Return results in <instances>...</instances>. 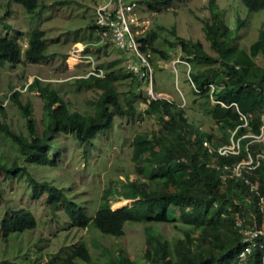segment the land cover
Masks as SVG:
<instances>
[{"label": "trees", "instance_id": "16d2710c", "mask_svg": "<svg viewBox=\"0 0 264 264\" xmlns=\"http://www.w3.org/2000/svg\"><path fill=\"white\" fill-rule=\"evenodd\" d=\"M9 1L22 5L32 16L39 12L41 6L40 0ZM137 1L153 13L182 0ZM238 2L246 9L247 15L242 17L238 12L234 26L223 19L221 1L209 2L212 14L205 18L203 30L210 51L202 40L177 38L182 58L191 65L189 75L199 96V101L194 99L196 107L193 104L190 107L199 108L203 113L201 117H191L185 105L176 101L150 98L141 88L144 79L139 76L129 71L111 70L104 76L89 75L74 79L78 86L101 90L93 102L95 110L85 112L72 107L73 100L66 89L60 90L52 82L35 78L28 88L36 90L44 101L43 131L40 133L31 103H24L19 98V91L13 92L11 99L27 119L28 131H17L10 123L0 122V131L16 147L15 157L0 153V198L5 197L4 178L24 180L33 199L45 198L52 211L62 207L72 226L86 228L93 220L102 235L122 239L127 222L151 223L150 227H146L151 244L146 254L151 264H240L238 256L244 243L235 217L239 215L251 224L264 226V209L260 204L261 197L264 198V161L255 170L245 169L243 177L225 175L226 171L218 166L243 158L247 145L254 155L264 152V142L253 137L243 138L242 154L230 156L210 152L203 143L204 139L210 140L213 146L230 141L233 131L241 123L239 99H250L254 107L240 109L249 114V123L246 127H239L236 136L248 132L258 134L264 123V30H260L259 37L248 46L250 56L259 60V69H253L252 61L242 52L241 43V30L250 29L252 14L264 11V0ZM5 26L6 29L11 27L9 24ZM22 36L21 31H17L15 36L8 33L0 35V65L22 62V55L32 63L53 57L54 53L48 52L43 29L37 27L30 32L24 51ZM157 38L155 29L147 28L139 34L142 51L170 58L168 51L154 46ZM149 58L152 62L151 55ZM128 79L136 82L137 88L122 91L119 83ZM210 83L217 85L213 94L208 86ZM221 83H224L223 87H220ZM212 97L226 104L236 102L239 109L236 105L226 107ZM142 100L147 103L144 112L156 114L160 124L153 132L137 133L132 142V159L148 180L127 177L118 192L125 198L134 199L133 204L113 209L110 191L106 190L97 211L90 215L67 198L65 188L55 180L54 174L46 173L57 166L59 156L57 153L54 158L50 157V151L54 149L53 136L70 132L81 142L93 143L100 131L112 127L117 116L136 114ZM205 119L215 123L219 132L214 125H210L209 130L205 129ZM255 182H258V187L252 188ZM179 220L189 225L188 228L183 227V237L171 240L155 233L159 224ZM37 224L38 219L30 208L12 207L0 220L1 236L9 242L12 237L36 228ZM176 226L179 228L180 225ZM256 240L258 245L250 256L249 264H264V245H259L264 237L259 236ZM121 243L120 240L115 243L102 240L93 254L85 242H80L71 247L59 264H80L79 261L88 264H144L132 259Z\"/></svg>", "mask_w": 264, "mask_h": 264}, {"label": "rangeland", "instance_id": "374dc122", "mask_svg": "<svg viewBox=\"0 0 264 264\" xmlns=\"http://www.w3.org/2000/svg\"><path fill=\"white\" fill-rule=\"evenodd\" d=\"M100 1L102 2V0H40L39 12L32 16L22 5L9 0H0V35L8 33L15 36L17 31H21L24 51L28 45L30 32L38 27L45 31L48 52L54 53L51 59L40 63L29 62L22 55V62L0 65V122L6 121L15 130L27 133V119L18 104L11 99L12 93L19 91V98L24 103H31L38 130L40 133L43 131L44 101L36 90L28 88L35 78L43 82H52L60 90L66 89L68 96L73 100L72 107L77 110L82 112L95 110L93 102L101 90L78 86L74 79L86 75L91 69L92 61L96 66L103 68L105 73L111 70L127 71L121 51L110 41H101L98 29L93 27L96 18L95 8L101 3ZM210 1L182 0L153 13L142 4L138 7L140 16L151 18L149 29L158 32L154 46L168 51L171 55L170 58L164 59L158 53L149 52L154 71V87H156L153 91L154 97L164 96L166 99L185 105L187 114L191 117H201L203 113L199 108L190 107L192 104L196 107L197 103L194 99L199 101V96L189 79L188 71L191 65L189 67L188 63L182 61L177 64L176 62L179 61H175L184 60L177 38L182 36L202 40L206 49L210 51L203 30L205 18L212 14L208 8ZM219 1L222 2L223 19L232 26L237 22L238 12L242 17L247 15L246 9L238 0ZM239 6L241 8H237ZM251 17L252 32L250 29L241 30V43L242 52L252 61L253 69L256 70L259 69V60L250 56L248 46L259 37V31L264 30V11L254 13ZM5 24H9L11 30L6 29ZM85 42L98 45L86 46L79 52L81 56L74 54V48ZM72 55L76 56L74 62L71 60ZM149 86L148 81H143L141 88L149 94ZM119 87L124 91L137 88V84L132 79H128L119 83ZM149 96L154 98L150 94ZM238 103L242 110H250L254 107V103L248 98L239 99ZM139 106L140 110L132 116H117L112 127L100 131L93 143L81 142L70 132L57 133L53 136L54 149L50 151V157L54 158L57 153L59 156L57 166L46 173L54 174L55 180L65 188L67 198L90 215L97 211L101 196L106 190L110 191L113 209L133 204L134 199L125 198L118 192L127 177L148 180V177L136 168L132 159V142L137 133L153 132L160 124L156 114L149 115L144 112L146 101H139ZM205 123V129L209 130V126L214 125L219 132L215 123L208 120ZM1 152L8 157L16 156L15 145L0 131ZM3 180L5 197L0 198V220L9 208L27 207L34 212L38 224L36 228L12 237L9 242L2 238L0 231V264L7 262L59 264L69 254L73 245L85 242L91 253L95 254L96 245L99 246L102 240L108 243L120 240L132 259L151 264L146 254L147 247L150 248L151 245L148 242L146 227H150L151 223L127 222L122 239L110 235L104 236L95 228L93 220L86 228L72 226L62 207L52 211L45 198L33 199L29 186L24 180L6 178ZM177 224L180 225L179 228ZM159 225L155 233L163 234L171 240L183 237V227H189L180 220ZM151 251L154 252L155 249ZM79 263L88 264L82 261Z\"/></svg>", "mask_w": 264, "mask_h": 264}, {"label": "built area", "instance_id": "2783aa9c", "mask_svg": "<svg viewBox=\"0 0 264 264\" xmlns=\"http://www.w3.org/2000/svg\"><path fill=\"white\" fill-rule=\"evenodd\" d=\"M139 5L140 4L137 0H102V2L97 4L95 8L96 18L94 21V28L98 29L102 39L101 41H110L118 48L119 51H121L127 71L139 76L141 79H144V82L148 81L150 83V86L148 87V93L154 97V71L149 58L150 53H145L142 51L141 42L138 39V35L145 32V30L149 28L151 24V18L148 16H140L138 12ZM89 45L93 46L98 44L93 42L82 43L74 48V54L81 56L79 52ZM175 61H179L176 62L177 64L182 61L188 63L186 60L181 59H177ZM188 65L190 67V63H188ZM89 75L104 76L105 71L103 68L96 66L95 62L92 61L91 69H89L86 75L82 76L88 77ZM189 79L192 82L193 87H195L190 75ZM223 84L224 83H221L220 87H223ZM208 86L210 87L211 94H213L217 85L210 83ZM212 99L226 107H231L232 105H236L238 107L236 102L226 104L221 100L215 99L214 97H212ZM239 112L241 123H239L236 129L233 131L229 142L213 146L210 140H203L204 145L208 146L210 152H217L223 156H230L232 154L240 155L243 152V138L245 139L246 137H253L254 140L264 142V123H262L260 132L258 134L248 132L240 136H236L237 129L241 126L246 127L249 123V114L244 113L240 109ZM262 118H264V115H262ZM263 161L264 152H258L256 155H254L249 150L247 145L243 158L237 160L235 163L224 162L222 166L218 167L226 171L225 175L243 177V172L245 169L255 170L261 166ZM246 181L248 182L247 178ZM251 187L257 188L258 182L252 184ZM260 204L261 208L264 209L263 197L260 199ZM235 224L239 233L242 235V242L244 243V247L238 256L239 263L249 264L250 256L252 255L256 245H258V241L256 239L259 236L264 237V227H258L256 224H251L250 222L246 221L245 217L239 215L235 217ZM259 245L263 247L264 241H260Z\"/></svg>", "mask_w": 264, "mask_h": 264}, {"label": "bare ground", "instance_id": "6f19581e", "mask_svg": "<svg viewBox=\"0 0 264 264\" xmlns=\"http://www.w3.org/2000/svg\"><path fill=\"white\" fill-rule=\"evenodd\" d=\"M72 58H71V60H72V62H74L76 59V56L74 57L73 55L71 56Z\"/></svg>", "mask_w": 264, "mask_h": 264}, {"label": "clouds", "instance_id": "9594fccd", "mask_svg": "<svg viewBox=\"0 0 264 264\" xmlns=\"http://www.w3.org/2000/svg\"><path fill=\"white\" fill-rule=\"evenodd\" d=\"M139 3V2H138ZM140 4V3H139ZM157 98H160V97H157Z\"/></svg>", "mask_w": 264, "mask_h": 264}, {"label": "water", "instance_id": "95a60500", "mask_svg": "<svg viewBox=\"0 0 264 264\" xmlns=\"http://www.w3.org/2000/svg\"><path fill=\"white\" fill-rule=\"evenodd\" d=\"M163 98H165V97L163 96Z\"/></svg>", "mask_w": 264, "mask_h": 264}]
</instances>
